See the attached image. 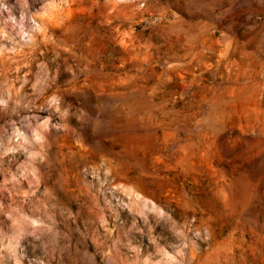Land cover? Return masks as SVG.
I'll return each instance as SVG.
<instances>
[{
    "label": "rangeland",
    "instance_id": "1",
    "mask_svg": "<svg viewBox=\"0 0 264 264\" xmlns=\"http://www.w3.org/2000/svg\"><path fill=\"white\" fill-rule=\"evenodd\" d=\"M0 264H264V0H0Z\"/></svg>",
    "mask_w": 264,
    "mask_h": 264
}]
</instances>
